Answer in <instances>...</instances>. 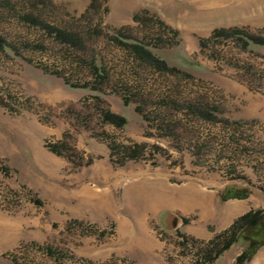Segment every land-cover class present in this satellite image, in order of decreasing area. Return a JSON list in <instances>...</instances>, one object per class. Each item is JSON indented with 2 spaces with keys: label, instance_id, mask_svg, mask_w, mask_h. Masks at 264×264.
<instances>
[{
  "label": "rangeland",
  "instance_id": "374dc122",
  "mask_svg": "<svg viewBox=\"0 0 264 264\" xmlns=\"http://www.w3.org/2000/svg\"><path fill=\"white\" fill-rule=\"evenodd\" d=\"M232 29L264 40V0H0V264H238L150 213L228 186L264 213V46Z\"/></svg>",
  "mask_w": 264,
  "mask_h": 264
},
{
  "label": "trees",
  "instance_id": "16d2710c",
  "mask_svg": "<svg viewBox=\"0 0 264 264\" xmlns=\"http://www.w3.org/2000/svg\"><path fill=\"white\" fill-rule=\"evenodd\" d=\"M223 35L227 37H233L243 43V46L249 48L252 44L264 46V40L257 38L256 36L250 35L244 30L232 29V30H217L214 36ZM116 39V38H115ZM118 43H124L122 40L117 39ZM207 41H202L201 46L204 47ZM4 41L0 37V47L3 48ZM127 48L143 62L149 63L151 66L158 68L161 71L169 70L166 62L156 55H154L145 45L143 44H126ZM76 87V86H74ZM125 105H128V101L125 100ZM202 110V111H201ZM200 114L202 116L209 115L214 110H207L200 108ZM103 120L107 124L114 125L118 128H124L128 121L124 116L117 115L110 110L103 112ZM112 146L111 147V158H114V153L121 151L123 158L118 164L120 166L125 165L127 161L137 160L142 156L143 146L139 144H132L130 147ZM50 150L58 155H61L57 145L50 147ZM123 150V151H122ZM252 194L250 188L243 187L239 188L236 186L226 187L220 195L222 201H228L232 199L244 200L249 198ZM225 238L223 247L217 252L216 259H219L225 252H227L232 246L243 243L245 248L242 254L239 256L238 264H245L250 262L257 252L264 246V213L262 210L251 211L242 216L238 221L234 223L230 230L226 231L222 235L217 236L213 239L210 244H214L215 241L220 238Z\"/></svg>",
  "mask_w": 264,
  "mask_h": 264
},
{
  "label": "crops",
  "instance_id": "0c3cea01",
  "mask_svg": "<svg viewBox=\"0 0 264 264\" xmlns=\"http://www.w3.org/2000/svg\"><path fill=\"white\" fill-rule=\"evenodd\" d=\"M251 211L256 210H252L247 200L222 201L216 200L215 197L211 200L208 196L203 198L193 194L186 198L181 195L179 200H166L163 196H157L151 201L150 208L153 216H161L164 225L169 214L188 219V224L182 226L180 231L184 235L205 241H211L230 230L236 221ZM156 249L162 250V245H158ZM156 249L150 253L157 254L159 250Z\"/></svg>",
  "mask_w": 264,
  "mask_h": 264
},
{
  "label": "water",
  "instance_id": "95a60500",
  "mask_svg": "<svg viewBox=\"0 0 264 264\" xmlns=\"http://www.w3.org/2000/svg\"><path fill=\"white\" fill-rule=\"evenodd\" d=\"M183 226V221L175 214H169L165 221V227L168 231H176Z\"/></svg>",
  "mask_w": 264,
  "mask_h": 264
}]
</instances>
